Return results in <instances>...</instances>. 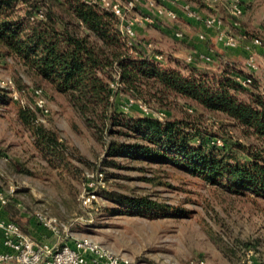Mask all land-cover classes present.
<instances>
[{"label": "rangeland", "instance_id": "obj_1", "mask_svg": "<svg viewBox=\"0 0 264 264\" xmlns=\"http://www.w3.org/2000/svg\"><path fill=\"white\" fill-rule=\"evenodd\" d=\"M61 1L53 0L55 9L68 15L65 5H59ZM245 6L241 27L249 36L264 37V0H247ZM28 7V3H20L17 8L24 15ZM159 22L139 25L135 43L150 54L162 53L163 59L157 60L161 65L184 73L195 69L214 81L233 69L249 75L244 64L232 62L237 55L223 49L211 62L188 63L186 57L196 46L174 35H163ZM146 42L152 47L148 48ZM259 65L252 75L259 88L247 85L242 97L253 90L264 95V62L259 61ZM1 84L19 94L14 100L4 89L6 98L0 100V189L9 199L7 206L17 211L16 218L28 222L37 213L47 212L61 221H74L75 237L90 235L143 264H191L194 259H205L206 264H264V197L247 189L231 191L227 184L209 180L173 156L158 159L123 148L112 151L114 141L130 146L140 140L132 134H111L92 126L66 94L27 70L14 56H1ZM38 87L47 99L49 112L45 115L35 106L34 90ZM128 95L126 91L119 95L121 109ZM143 102L155 115L163 112L164 119L186 122L198 137L209 135L219 147L226 143L242 160L247 159L244 148L258 142L224 113L205 110L191 99L172 94L163 103L155 98ZM20 107L33 111L38 123L57 130L59 139L72 151V166L52 158L38 145L34 132L20 119ZM127 112L143 114L138 106ZM118 129L125 128L112 127L113 131ZM217 138L221 144L215 142ZM192 143L198 145L199 141ZM17 165L27 171L17 170ZM96 167L104 169L106 187L97 203L84 208L79 199L84 175ZM119 195L146 196L170 209L159 212L129 208L118 199ZM78 217L92 219V223L75 221Z\"/></svg>", "mask_w": 264, "mask_h": 264}, {"label": "trees", "instance_id": "obj_2", "mask_svg": "<svg viewBox=\"0 0 264 264\" xmlns=\"http://www.w3.org/2000/svg\"><path fill=\"white\" fill-rule=\"evenodd\" d=\"M20 3L29 5L24 15L17 8ZM60 4L65 5L68 15L57 11L53 0H0V62L4 55L18 58L27 70L66 94L92 126L111 134H132L140 140L130 146L114 141L112 151L123 148L158 159L173 156L209 180L227 184L231 191L247 189L264 197V95L253 90L248 97H242L240 94L247 86L236 79L241 72L233 69L214 81L195 69L184 73L163 66L145 47H129L117 17L98 3L64 0ZM40 10L44 16L32 20ZM116 73L123 83L122 90L135 98H155L163 103L173 94L191 99L205 110L224 113L258 142L244 148L247 159L242 160L226 143L219 147L209 135L198 137L182 120H160L126 112L110 87ZM250 85L259 88L254 81ZM5 94L0 88V100L6 98ZM19 116L48 155L72 166V151L59 139L57 130L38 123L35 113L27 107H20ZM113 126L125 129L113 131ZM195 140L198 145L192 143ZM16 169L27 171L19 165ZM118 199L139 210L170 209L146 196L119 195ZM6 210L29 233L28 222L17 219L13 207L7 206Z\"/></svg>", "mask_w": 264, "mask_h": 264}, {"label": "built area", "instance_id": "obj_3", "mask_svg": "<svg viewBox=\"0 0 264 264\" xmlns=\"http://www.w3.org/2000/svg\"><path fill=\"white\" fill-rule=\"evenodd\" d=\"M89 2L98 3L101 7L111 11L119 20L121 35L125 43L129 47H133L137 38V27L142 24H154L161 17H167L174 22L179 19L178 12L174 7L167 5L180 4L185 13L190 17H195L202 21L207 28L217 30V41L226 49L243 48L246 53L245 67L249 70V75H237L236 79L242 86L250 85L253 82V72H256L260 65L258 61V51L261 49L264 54V37L262 35L249 36L246 31H234L225 29V20L221 15L212 14L200 16L198 12L192 8L189 3L183 0H148V7L154 12H142L138 6V0H87ZM199 2L213 3L220 0H197ZM246 0H227L226 10L232 17L240 18L246 10ZM44 16L42 10L32 16V20ZM174 36L177 39H185V32L179 28H174ZM202 42L207 40L204 33L199 34ZM148 48L152 47L151 42H146ZM218 56L216 46L207 45L205 49L196 47L186 57L188 63L197 61L211 62ZM156 60H162V53H154L151 55ZM231 64L230 61H225ZM1 88L8 90L14 100L19 99V94L9 87L1 84ZM110 87L115 95L121 94L123 83L120 80L119 73L114 75L110 80ZM35 106L44 115L49 112L47 99L42 88H36ZM114 99V97H113ZM138 106L144 115L164 120V113L158 115L150 112V108L143 100L128 95L123 107L124 111H128L130 107ZM215 142L221 144L220 138ZM84 188L80 194L81 205L84 208H90L97 203L101 197V192L106 187L107 179L103 168L96 167L86 171ZM9 203V199L4 191L0 189V204L5 206ZM37 220L44 227L52 230L57 241H40L35 239L30 233L25 232L18 222L12 219H0V243L3 250L0 251V264H143L135 261L126 254L118 253L90 235L75 237L72 231L74 221H61L57 217L47 212H39L36 215ZM75 221L83 224H91L92 219H84L78 217ZM191 264H206L205 259L191 260ZM242 264H248L243 261Z\"/></svg>", "mask_w": 264, "mask_h": 264}, {"label": "crops", "instance_id": "obj_4", "mask_svg": "<svg viewBox=\"0 0 264 264\" xmlns=\"http://www.w3.org/2000/svg\"><path fill=\"white\" fill-rule=\"evenodd\" d=\"M185 3H189L190 5H193V9H195L200 16H207L212 14L221 15L225 20V29L227 30H237L238 28L241 29V31H246V29H243L242 26V19L244 20L245 17L236 18L232 17L227 13L226 10V3L227 0H220L213 3H205V2H192L188 0H183ZM247 1V0H246ZM139 8L141 11L149 13L154 12L152 9L148 7V0H138ZM168 7H174L176 11L178 12L179 19L177 22L172 21L171 19L167 17H161L159 19L158 28L163 33V35H174V28L179 27L185 32V41H189V43L194 44L196 47L205 49L206 46L213 45L216 46V48L223 49L226 51H231L232 54H236L238 58L233 59L232 62H241L245 65L246 62V53L243 50V48H237V49H226L222 46L220 42L217 41L216 33L217 30L214 28H207L202 23L201 20L190 17L187 15V13L184 12L182 6L180 4L178 5H167ZM167 30V31H166ZM170 33H167V32ZM204 33L207 37V40L205 42L200 41L199 34ZM162 35V36H163ZM258 51V57L260 62L263 61L264 54L261 51V49H257ZM244 62V63H243ZM196 66V65H193ZM235 68H238L235 66ZM244 69V68H243ZM240 70V69H238ZM245 70V69H244ZM0 219H11L9 213L4 209V206L0 204ZM28 232L37 240L40 241H50L55 242L57 241V237H55L52 230H49L48 228L44 227L36 217L31 218L28 221L27 224ZM3 250V246L0 243V251Z\"/></svg>", "mask_w": 264, "mask_h": 264}]
</instances>
